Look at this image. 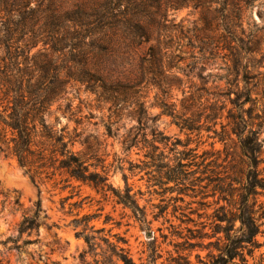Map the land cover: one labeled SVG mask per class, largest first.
<instances>
[{
	"label": "trees",
	"instance_id": "1",
	"mask_svg": "<svg viewBox=\"0 0 264 264\" xmlns=\"http://www.w3.org/2000/svg\"><path fill=\"white\" fill-rule=\"evenodd\" d=\"M196 1L208 13L217 2ZM240 1L224 0L222 9L228 13L231 5L238 14ZM179 5L177 0H0V152L15 159L33 179L43 177L56 182L59 178L66 185L72 181L87 185L103 197L112 194L116 203L129 209L135 221L150 234L151 221L131 192L126 176L124 190L118 191L109 182L103 166L101 171L97 170L100 164L97 135L78 129L83 118L89 123L93 115L75 118L76 126L71 131L67 125L57 127L59 118L54 122L48 118L68 87L82 84L98 102L109 105L110 115L104 123L108 136L114 135L116 119L124 110L129 109L130 116L135 118L136 125L122 140L123 150L130 153L137 148L149 160L133 165L132 169L142 170L151 165L158 170L167 167L165 177H154L159 184L189 183L184 167L192 163L181 160L191 158L195 149L186 143L181 144L184 149L179 151L180 141L170 142L156 127L158 116L148 115L141 94L143 83L160 87L172 75L177 56L172 34L174 24H169L172 22L168 12ZM225 20V28L231 34L223 39L225 66L219 79L225 85L211 93L213 101L206 122L208 131L213 133L210 138L216 141L210 144L206 157L213 158L214 164L222 153L225 155L223 162L228 170L213 185V190L223 196L219 200L226 205L218 204L214 211L212 233L205 235L215 238L206 247L213 249L201 262L249 264L246 254L254 260L253 251L260 246L256 236L261 233L258 224L261 216L257 217L256 205L257 196L264 193V166L261 167L264 139L259 138L264 126V71L259 70L264 64V52L259 58L253 56L259 49L245 35L241 23L238 26L239 21H229L227 16ZM206 23H210L208 16ZM236 26L240 28L239 34ZM144 45L147 50L139 55L138 50ZM163 106L168 108L167 103ZM56 110H61V106ZM170 112L182 130H197L196 119L181 118L173 110ZM67 113L68 120L76 114L71 104L65 106L63 116ZM216 142L222 145L221 150L215 149ZM77 143L83 146L81 150L73 149ZM161 145L173 150L175 158L180 159L175 166L160 165L158 161L164 153ZM234 150L239 152V160H235ZM71 196L63 197L62 201ZM71 205L81 208L78 202ZM164 211L160 207L159 215L154 214V218ZM75 215L74 228L80 227L75 236L82 238L87 248L80 254L83 264L87 254H93L95 264H136L125 237L91 224L101 213ZM45 219L47 214L38 201L31 214L22 216L17 234L0 239V245L8 253L15 251L18 260L26 246L39 242L38 229L46 225ZM111 220L105 215V224ZM46 226L50 229L55 224ZM153 252L147 264H157L159 256L156 249ZM177 258L184 262L178 263ZM177 258L171 257L167 264L189 262L187 256ZM3 261L1 258L0 264ZM6 263L10 264V260ZM253 264L264 262L260 259Z\"/></svg>",
	"mask_w": 264,
	"mask_h": 264
},
{
	"label": "rangeland",
	"instance_id": "2",
	"mask_svg": "<svg viewBox=\"0 0 264 264\" xmlns=\"http://www.w3.org/2000/svg\"><path fill=\"white\" fill-rule=\"evenodd\" d=\"M177 1L180 3L179 7L168 12V19L172 22L169 24H174L172 34L174 53L177 56L176 64L171 70L172 75L166 80L167 83L160 87L143 83L141 94L148 115L158 116L156 127L170 138V142L180 141L177 146L179 151L184 149L181 144L186 143L188 147L195 149L191 158L181 160L182 163H192L184 167L190 182L187 181L185 185L159 184L154 177H165L168 173L167 167L158 170V167L151 165L142 170L132 169L133 165H142L141 161L149 159L137 148H133L130 153L123 150V138L136 125L129 109L124 110L116 119L114 135L108 136L104 123L110 115L109 105L98 102L96 96L87 92L82 84H74L68 87L67 93L53 105L48 120L54 122L55 118H59L57 127L67 125L71 131L76 126L75 118L93 115L89 123L83 118V124L77 127L97 135V153L100 157L97 170L101 171L103 166L108 173L109 182L118 191L124 190L126 176L131 192L135 193L139 205L146 210L147 220L151 221V233L147 234L146 227H141L135 221L129 209L117 204L112 194L103 197L87 185L74 181L71 185H66L59 181V178H56V182L43 177L33 179L15 159L6 158L0 152V239L16 235L22 216L25 213L31 214L38 201L47 214L44 223L55 224V227L50 229L44 224L40 225L39 242L26 246L18 260L15 251L8 253L0 245V259H4L3 264H7V259L10 264H83L80 254L87 248L83 239L75 236V231L80 230V227L75 230L73 222L78 212L79 216L85 213H101L91 224L96 228L111 229V234L119 233L125 237L136 264H147L154 249L159 256L157 264H167L171 257L177 258L178 255L187 256L188 264H202L201 261L206 260L207 253L213 249H206L207 244L215 238L209 239L205 235L212 233L214 211L218 204L226 205L225 201L219 200L223 196L213 190V185H216L228 170L223 162L225 155L222 153L218 163L214 164L211 162L213 158L206 157L210 144L216 141L210 138L213 133L208 131L209 124L206 122V113L209 111L210 101H213L211 93L215 88L221 89L225 85L224 80L219 79L221 68L225 66L226 51L223 49V39L231 37L225 28V16L234 23L239 21L238 26L241 23L245 35L259 49L253 56L259 58L260 53L264 52V0H250L247 3L240 1L238 14L231 5V11L224 12V0H217L209 13L198 6L196 0ZM206 16L210 19L209 24L206 23ZM232 21L230 23H233ZM236 29L239 34L240 28L236 26ZM146 50L147 45L142 46L138 50L139 55ZM259 70L264 71V64ZM163 103H167L168 108L163 106ZM261 103H258L259 108L262 107ZM67 104H71L72 109L76 111L72 120H68V113L65 114L66 117L63 116ZM58 105L61 110H56ZM172 110L181 118L196 119L197 130H182L176 122L177 119L170 114ZM259 138L264 139V126ZM170 142L168 145L171 148ZM160 147L164 151L158 161L160 165L175 166L180 161L175 158L177 155L173 150L162 145ZM82 148L83 146L77 143L73 149ZM215 149L221 150L222 145L216 142ZM234 152L235 160H239V152ZM89 163L93 161L89 160ZM263 166L264 164L261 167ZM69 195L72 196L63 202L62 198ZM257 201L256 210L257 217L261 216L258 220L261 233L256 239L260 246L253 251L254 260L246 254L249 264L260 259L264 262V193L257 196ZM74 202H78L81 208L72 206L71 203ZM160 207H164L165 211L158 218H154L153 215L159 213ZM105 215L112 218L106 224ZM236 226H239V222H236ZM85 259L86 264H95L93 254H87ZM177 261L184 262L178 258Z\"/></svg>",
	"mask_w": 264,
	"mask_h": 264
}]
</instances>
